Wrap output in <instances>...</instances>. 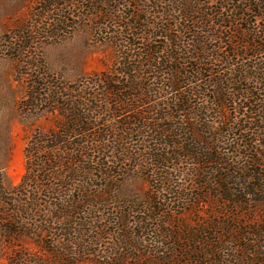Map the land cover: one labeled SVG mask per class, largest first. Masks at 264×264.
<instances>
[{
    "label": "trees",
    "instance_id": "16d2710c",
    "mask_svg": "<svg viewBox=\"0 0 264 264\" xmlns=\"http://www.w3.org/2000/svg\"><path fill=\"white\" fill-rule=\"evenodd\" d=\"M120 1L39 0L29 18L12 33L0 38L3 41L0 54L6 53L5 56L15 60L24 70L26 94L20 103L22 113L41 116L45 112H58L60 117L55 129L48 133L36 131L28 140L25 172L12 192L2 191L5 204L16 207L14 213L20 217L52 212L57 215L54 221L36 222L40 232L43 229L49 234L59 231L63 238H66V234H62L64 231H73L71 235H74V224H68L70 219L91 211L94 203L90 193L93 189L98 192L97 187H88V183L93 179L113 180L120 175L111 176L114 162L109 161L114 150L119 149L116 163L130 160L133 168L145 170L147 180L158 185L154 199L164 192H171L173 201L184 199L187 188L170 186L187 175L183 167L188 165L189 178L195 181L189 196L199 205L209 207L207 219L213 221L211 224L204 222L203 231L221 227L216 220L220 214L226 217L232 209L253 208L263 201L264 96L258 95L264 93V68H243L234 71V76L213 74L210 69L183 74L172 65L190 59L180 35L184 36L188 29L173 21L171 28L160 29L167 40L164 46H145L141 43L143 36L149 34L155 39L156 35L153 30L142 34L137 18L130 22L120 15L119 9L113 7ZM182 12L180 9L179 13ZM249 15L255 24L262 25L251 32L253 44L243 45L254 58L264 49V42H257L260 37L264 38V0H249ZM181 16L185 21L190 20V11ZM96 19L99 23L94 24L95 35L109 36L110 43H115L121 50L122 56L114 58L111 70L95 75L89 82L81 80L77 86L65 88L60 79L41 73L33 64L34 46L39 42L70 37ZM172 31L174 35H171ZM190 41L193 42L189 39L187 45ZM202 52V49L196 50L198 54ZM205 56L195 60L205 61L208 59ZM132 72H144V76L149 75L147 77L153 81L156 79L159 88L146 85L142 82L146 80L143 76L131 75ZM203 73L208 74L205 80ZM99 87L101 89L97 90ZM168 92L173 93L170 104L159 103L145 113L118 122L121 131L99 129L100 125L105 126L107 115L115 118L118 114H133L153 97ZM228 106L232 107V112L240 114H222ZM215 112L216 117H210ZM133 137L136 138L137 154L128 157L126 144ZM81 183H87L86 187ZM214 201L224 204H214ZM152 202L153 199L147 204L150 212L158 210ZM17 216V221L13 219L14 224L22 228L28 223L19 221ZM151 220L140 217L137 221L139 229L156 234V241H153L157 244L169 239V233L161 232L157 221L153 226ZM113 223L124 224L120 219ZM231 227L237 232L238 227ZM15 233L14 230L9 236L13 237ZM246 237L248 243L237 246L230 241H211L202 245L195 240L180 248V259L184 261L162 257L156 263L264 264V228L252 225L249 232L240 230L237 239L246 241Z\"/></svg>",
    "mask_w": 264,
    "mask_h": 264
},
{
    "label": "rangeland",
    "instance_id": "374dc122",
    "mask_svg": "<svg viewBox=\"0 0 264 264\" xmlns=\"http://www.w3.org/2000/svg\"><path fill=\"white\" fill-rule=\"evenodd\" d=\"M38 2L39 0H0V38L12 33L19 24L29 18ZM117 3L113 4V7L119 9L120 15L130 22L138 19V28L142 34L153 30L156 38L151 39L149 34L143 36L141 43L145 46L152 45L154 48L164 46L167 40L160 29L171 28L173 21L188 29L184 36L180 35L182 46L188 51L190 59L172 65L173 68H179L183 74H193L192 71L199 69L202 71L210 69L213 74L234 76V71L243 68L247 70L252 66L264 68V49L261 55L251 58L249 49L243 48L244 43L253 44L254 37L251 32L262 26L255 24L249 15V0H121ZM180 9L183 10L182 13H179ZM185 11H190L188 21L181 16ZM95 22L99 23V19L83 26L70 37H57L39 42L34 46L33 64L41 73L60 79L65 88H70L73 84L77 86L81 80L89 82L95 75L111 70L114 58L122 56L121 50L116 48L115 43H110L112 39L109 36L95 35L93 31ZM172 30L178 32L177 29ZM171 35H174L173 31ZM189 39L193 42L190 41L187 45ZM2 42L0 39V50ZM257 42L262 44L264 38L260 37ZM201 49L202 53H196V50ZM5 54H0V264H157L162 257L184 261L180 259V248L192 241H200L202 245L211 241L219 243L230 241L235 246L244 245L245 242L248 243L249 238L246 237V241L238 240L240 230L249 232L252 225L264 228L262 197L263 201L256 207L232 209L226 217L219 213L216 220L222 226L203 231L205 223L208 221L211 224L213 221L207 219L209 207L199 205L189 196V190L195 181L189 178L191 173L189 175L188 165L183 167L187 175L170 186L187 188V196L182 200L173 201V194L164 192L158 195L159 198L154 199L153 193L158 189V185L147 180L145 170L133 168L130 160L122 164L116 163L120 150L115 149L109 160L114 162L110 163L111 176L114 177L118 173L120 175L113 180L93 179L88 183V187H97L98 192L96 193L95 189L92 193L89 191L94 203L91 211L79 213L70 219L68 224L71 222L74 224L72 228L75 227V234L71 235L73 231H64L62 234H66V238H63L60 237L59 231H50L49 234L47 229H43L40 232L36 222L54 221L57 215L51 212L35 214L34 217L24 215L20 217V214L17 216L14 213L16 207L6 206L2 191L10 193L20 183L25 172V148L31 136L36 131L48 133L55 129L60 117L57 115L58 112H45V115L41 116L22 113L20 103L26 94L25 78L22 77L24 70ZM204 54L206 55L204 58L208 59L195 60ZM144 72H132L131 75L143 76L146 79L142 81L143 83L153 89L159 88V82L148 78L149 75L144 76ZM250 72L249 70V75ZM207 78L208 74L203 73V79ZM100 89L99 87L97 90ZM258 96L262 97L264 93ZM172 97L171 92L163 93L150 99V103L137 109L133 114H118L117 118H108L107 115L104 119L105 126L100 125L99 129L121 131L122 127L118 122L128 120L135 114L145 113L147 109L159 103L170 104ZM205 99L208 101L207 97ZM223 111L222 114H240L232 112V107L229 106ZM216 115L217 113L211 114L210 117L215 118ZM135 143L136 138L133 137L126 144L128 157L137 154ZM86 184L81 183L84 188ZM152 199L154 200L152 206L158 210L150 212L147 204ZM158 203L161 206L157 205ZM217 203L224 204L221 201L214 204ZM218 211L220 212V208ZM16 216L20 217L19 221L28 223L22 228L14 224L13 219L17 221ZM140 217L151 218L153 226H156L154 224L157 221L161 226V232H168L170 238L160 244L154 242L156 234L139 229L137 221ZM124 218L126 220H123ZM117 219L124 224L113 223L117 222ZM227 220L232 223H228ZM231 226L238 227L237 232H233L231 228L234 227ZM14 230L15 235L9 236ZM155 248L157 249L154 250ZM49 252L53 254L49 255ZM245 262L249 263L248 260Z\"/></svg>",
    "mask_w": 264,
    "mask_h": 264
}]
</instances>
